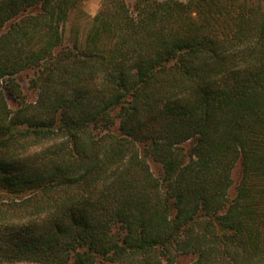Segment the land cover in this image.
<instances>
[{"label": "trees", "instance_id": "obj_1", "mask_svg": "<svg viewBox=\"0 0 264 264\" xmlns=\"http://www.w3.org/2000/svg\"><path fill=\"white\" fill-rule=\"evenodd\" d=\"M81 1L0 0V264H264V0Z\"/></svg>", "mask_w": 264, "mask_h": 264}, {"label": "rangeland", "instance_id": "obj_2", "mask_svg": "<svg viewBox=\"0 0 264 264\" xmlns=\"http://www.w3.org/2000/svg\"><path fill=\"white\" fill-rule=\"evenodd\" d=\"M125 1V3H127V5L131 8L133 4L132 2L134 0ZM100 2L101 0H83L79 3L76 9H74L70 14V25L66 26L65 34H67L68 38L71 37V34H73L70 30L72 24V26H74L73 28L78 29V37L82 41L90 25L91 18L96 14L100 7ZM66 42H68V40H66ZM33 75L34 72L30 69L24 70L15 75V81L17 82L21 90V96L25 102L32 101L35 99V91L33 90V88H31L29 83V80ZM6 80L7 78H3L1 80L2 88L5 92V97L8 101L10 108H14L22 100L21 98H17L15 97V95L12 94V92L8 88V81ZM239 175V170L237 168L233 175L236 181H238ZM230 192H232V188Z\"/></svg>", "mask_w": 264, "mask_h": 264}]
</instances>
